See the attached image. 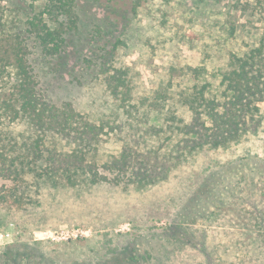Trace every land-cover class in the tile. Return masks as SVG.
<instances>
[{
    "label": "rangeland",
    "instance_id": "obj_1",
    "mask_svg": "<svg viewBox=\"0 0 264 264\" xmlns=\"http://www.w3.org/2000/svg\"><path fill=\"white\" fill-rule=\"evenodd\" d=\"M31 2L0 0V8L17 24ZM134 5L76 0V28L55 57L44 56L34 36L20 39L40 98L69 104L103 128L86 160L105 181L41 175L30 142L42 138L45 155L75 145L14 116L11 107L19 105L7 76L14 54L1 60L0 195L16 188L26 203L0 206V264H264V103L256 133L224 149L186 151L163 181L138 186L130 171L105 165L124 146L164 158L176 153L181 135L172 130L190 120L188 100L205 84L206 98L220 97L234 58L264 35V7L253 0H140L134 12ZM36 8L32 14L41 12ZM114 44L113 66L127 73L124 104L99 72L97 56ZM76 228L88 235L60 236Z\"/></svg>",
    "mask_w": 264,
    "mask_h": 264
},
{
    "label": "trees",
    "instance_id": "obj_2",
    "mask_svg": "<svg viewBox=\"0 0 264 264\" xmlns=\"http://www.w3.org/2000/svg\"><path fill=\"white\" fill-rule=\"evenodd\" d=\"M12 1L16 5L26 2ZM132 1L135 3V12L140 0ZM253 1L264 7V0ZM75 3L76 0H32L28 10L20 8L22 14L20 19L16 18L17 24L11 19L10 13L5 16L0 8V63L8 52L14 54V76L7 74L13 86L10 93L16 96L15 102L19 105L18 108L11 107L14 116L26 117L34 127L45 131L44 134L60 135L69 144L73 142L75 145L66 153L47 149L45 155L42 138L30 142L27 151L32 157L31 162L42 170L41 175L48 179H63L68 183H72L78 175H90L89 181L97 183L106 178L98 176L94 165L86 160V154L98 143L103 128L82 120L69 104L58 108L40 98L37 82L23 57L25 48L20 44L21 33H28L34 36V42L31 41L44 56L60 55L68 36L76 28L78 19ZM36 7L41 8V12L32 14ZM44 15L47 16L46 20L40 18ZM117 46L114 44L108 49L102 48L97 57L99 72L105 76L110 94L124 104L127 98V73L113 66ZM0 68L5 69L3 66ZM221 86L223 91L219 98H206L208 89L205 84L198 91V96L188 100L191 118L172 130L173 134L177 132L181 135V140L176 153L169 158L124 146L120 154L105 165L113 170L130 171L132 182L145 187L165 180L172 168L182 161L186 151L224 149L239 142L244 135L256 133L263 117L259 104L264 103V35L257 47L243 57L234 58L232 69L222 75ZM7 170L10 175L17 172L10 167ZM13 190L16 191V188ZM13 190L0 195V206L19 208L26 203L24 195H15ZM259 236H264V233ZM258 248L261 249V246ZM73 264L82 263L75 261Z\"/></svg>",
    "mask_w": 264,
    "mask_h": 264
},
{
    "label": "built area",
    "instance_id": "obj_3",
    "mask_svg": "<svg viewBox=\"0 0 264 264\" xmlns=\"http://www.w3.org/2000/svg\"><path fill=\"white\" fill-rule=\"evenodd\" d=\"M87 235H88V232L86 230H81L79 228L68 230V231L62 232L60 234L62 239H66V240H68L70 238H76L77 239L79 237H83V236H87Z\"/></svg>",
    "mask_w": 264,
    "mask_h": 264
}]
</instances>
